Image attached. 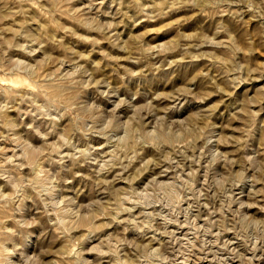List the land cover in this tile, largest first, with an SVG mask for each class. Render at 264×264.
I'll return each instance as SVG.
<instances>
[{
	"label": "rangeland",
	"instance_id": "rangeland-1",
	"mask_svg": "<svg viewBox=\"0 0 264 264\" xmlns=\"http://www.w3.org/2000/svg\"><path fill=\"white\" fill-rule=\"evenodd\" d=\"M0 264H264V0H0Z\"/></svg>",
	"mask_w": 264,
	"mask_h": 264
},
{
	"label": "bare ground",
	"instance_id": "bare-ground-1",
	"mask_svg": "<svg viewBox=\"0 0 264 264\" xmlns=\"http://www.w3.org/2000/svg\"><path fill=\"white\" fill-rule=\"evenodd\" d=\"M176 233V232H175Z\"/></svg>",
	"mask_w": 264,
	"mask_h": 264
}]
</instances>
